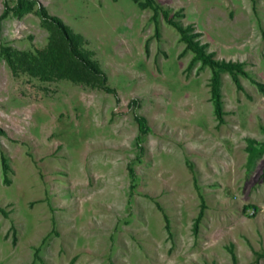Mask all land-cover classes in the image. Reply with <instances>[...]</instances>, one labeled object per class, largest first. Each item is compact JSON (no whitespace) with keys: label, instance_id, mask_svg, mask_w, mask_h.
<instances>
[{"label":"rangeland","instance_id":"374dc122","mask_svg":"<svg viewBox=\"0 0 264 264\" xmlns=\"http://www.w3.org/2000/svg\"><path fill=\"white\" fill-rule=\"evenodd\" d=\"M21 2L0 18V264H264V0H154L242 63L217 69L221 120L144 0Z\"/></svg>","mask_w":264,"mask_h":264},{"label":"trees","instance_id":"16d2710c","mask_svg":"<svg viewBox=\"0 0 264 264\" xmlns=\"http://www.w3.org/2000/svg\"><path fill=\"white\" fill-rule=\"evenodd\" d=\"M21 0H16L15 5L11 7H7L4 4V8L2 13L0 14V18H2L4 15H6L8 12L11 14L18 16L21 12V8L23 7L21 4ZM142 6H154V9H158L161 11L163 19L170 25H172L179 33L181 40L185 43V47L189 49L192 53V59L193 60H199L202 65H206L211 70V78H210V97L213 102V110L215 113V116L221 120V104H220V98L219 93L217 91V69H223L230 74H232L234 71L241 72V65L240 62H232V61H225V60H217L213 58V52H205V43H199V41L196 39L198 36V33L191 32L190 26L181 27L180 25L174 23L167 15V11L163 10L158 4L154 2V0H144ZM39 11L42 16L47 17L56 27L59 29L63 36H66L65 34V26L62 24V22L56 18V17H49L46 15L43 8H39ZM156 13H153V16ZM262 35L264 36V31H262ZM258 87H261V84L256 83ZM1 131V130H0ZM1 161V168L3 173H5L6 170V164L4 157H0ZM4 180L6 181V177L4 176ZM202 211L199 210L197 216L193 220V232L196 231V225L201 217Z\"/></svg>","mask_w":264,"mask_h":264}]
</instances>
